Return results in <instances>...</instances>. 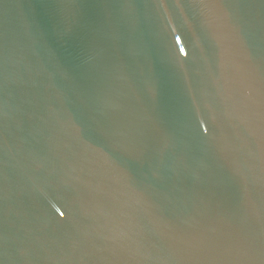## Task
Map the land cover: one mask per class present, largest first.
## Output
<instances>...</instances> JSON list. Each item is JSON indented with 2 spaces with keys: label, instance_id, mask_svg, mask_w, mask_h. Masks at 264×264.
Instances as JSON below:
<instances>
[{
  "label": "water",
  "instance_id": "95a60500",
  "mask_svg": "<svg viewBox=\"0 0 264 264\" xmlns=\"http://www.w3.org/2000/svg\"><path fill=\"white\" fill-rule=\"evenodd\" d=\"M0 264H264V0H0Z\"/></svg>",
  "mask_w": 264,
  "mask_h": 264
}]
</instances>
